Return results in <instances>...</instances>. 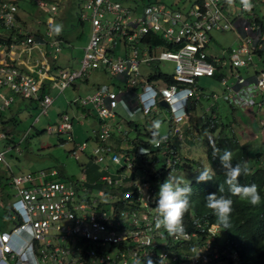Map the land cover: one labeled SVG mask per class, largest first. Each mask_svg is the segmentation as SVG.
<instances>
[{
  "label": "built area",
  "instance_id": "1",
  "mask_svg": "<svg viewBox=\"0 0 264 264\" xmlns=\"http://www.w3.org/2000/svg\"><path fill=\"white\" fill-rule=\"evenodd\" d=\"M140 3L143 8L136 13L137 7L119 0H84L87 12L81 10L80 15L90 22L91 32L80 65L58 67L48 75L52 67L45 60L35 62L29 71L23 68L34 50L49 44L58 51L60 43L27 29L17 17L18 4L0 0V23L12 29L7 42L0 36V87L13 93L5 95L0 90V113L13 103L15 95L38 99L41 113H47L53 98L49 93L40 94L46 77L54 80L60 92L99 67L117 79L115 84H99L93 92L73 99L82 107L92 106L100 119L93 148L97 156L90 160L100 172L99 179L88 180L85 168L80 179H63L55 169L13 175L10 184L15 193L9 202L13 227L0 230V264H242L236 250L223 246L227 241L219 242L218 224L207 215L183 217L185 231L181 235L156 228V186L143 162L154 147L165 145L168 149L170 134L153 139V146L138 143L120 152L107 142L111 135L107 120L118 117L121 108L128 116L161 109L159 101L164 99L170 121L178 122L188 117L189 111L181 104H175L174 110L172 104L181 96L189 104L201 98L198 79L208 76L224 84L222 98L230 106L262 111L257 122L264 130V66L257 69L253 60H261L264 54V16L246 9L241 0L240 10L232 18L227 0H194L184 10L164 3ZM36 4L47 12L46 30L50 33L57 6L47 0H36ZM228 28L236 31L239 43L223 56L209 54L210 32ZM152 35L165 43L148 42ZM118 38L131 43L128 55L113 53ZM161 60L174 62L172 82L150 78L155 72L144 76L139 70L140 63L154 66ZM251 65L254 72L247 76L237 70L246 66L249 71ZM154 69L160 68L155 65ZM224 69L234 76L233 82L228 83ZM207 96L211 108L219 95L210 92ZM133 97L135 102L130 104ZM72 123L73 116L63 112L46 131L66 134L74 141ZM172 130L178 140L183 139L180 125ZM5 137L6 132L0 130V138ZM86 144H76V157ZM262 153L264 156V149ZM4 161L1 151L0 162ZM111 163L116 168L107 172Z\"/></svg>",
  "mask_w": 264,
  "mask_h": 264
},
{
  "label": "rangeland",
  "instance_id": "2",
  "mask_svg": "<svg viewBox=\"0 0 264 264\" xmlns=\"http://www.w3.org/2000/svg\"><path fill=\"white\" fill-rule=\"evenodd\" d=\"M19 6V14L23 21H25L26 28L30 30L38 29L41 33H47L46 15L39 14V18L35 16V12L38 8L36 0H13ZM57 6V11L53 15L52 31L50 35L53 39H58L60 43V50L57 52V58L55 64L58 67H79V61L83 56L85 44L88 41L91 24L88 20L82 19L80 11L87 12V9L83 7L84 0H47ZM124 4L131 2L133 7H137L136 13L142 10L143 6L140 0H119ZM163 2L167 6L172 8H180L181 10L188 9L192 5L194 0H145V2ZM251 8L249 11H255L258 16H264V0H258L257 2L251 1ZM169 6V7H170ZM229 8L231 9V18L235 15L236 11L240 10V0H236L232 3ZM60 28V33L57 34L56 28ZM0 33L5 35L9 34V30L0 25ZM212 40L206 47V50L211 55L223 56L225 53L228 54L229 49L233 44L239 43L236 31L228 28L227 30H212L210 32ZM61 38V40L59 38ZM119 47V44L118 46ZM116 53H121L116 51ZM51 59V58H50ZM257 62V69L264 66V54L261 60L257 57L253 59ZM174 62L171 60H161L158 63L159 68L164 72L171 73L173 71ZM247 71L246 66H240L237 70L247 76L254 72V67L251 65ZM153 67L147 66L145 63L139 64V70L146 76ZM227 75L228 83L234 81V76L231 72L225 70ZM107 72H103L100 69H91L86 73L85 76L77 78L73 83L68 85L63 92H59V88L49 81L46 84V90L53 97V103L49 107L47 113H41V109L36 106L35 101L33 106L28 103L29 99L15 96V100L10 106L3 112L0 121V130L9 132L13 135L17 148L10 143L11 147L6 149L8 141L6 138H0V151H4L5 162L0 163V179L5 183L7 179L11 177V173L16 175L23 172H40V170L50 171L55 169L56 175L63 179H80L83 168L86 169L85 174L87 178H94L93 181L99 179L97 166L89 160L97 156V152L93 150L96 147L95 143L89 139L88 136L92 134V128L96 130L99 125L89 124L87 118H83L79 112H74L73 108L67 105V100L73 99L76 95L86 94L93 92L94 86L99 82L110 83L113 81ZM201 86H203L205 94L215 92L219 95L218 99L214 101L213 109L217 118V128L215 131H207L203 127L205 116L210 114V111L206 107L211 104L212 100L206 96L196 103L192 113L188 114V118L192 117L189 123L187 119L175 122L177 125L182 126L184 123L191 125V136L187 139L177 141L175 144L178 147V152H172L165 149H156L151 154H148L143 162L146 169L151 170L152 173L159 169L166 167L168 173L166 176H157L154 179L156 186V196L159 191V184L162 183L168 175L180 178L184 184L196 180L198 172H201L208 165L206 143L208 141H214L219 135H229L234 130L237 136L244 141L246 135L245 128H241L242 125L247 123V129L255 132V135L260 138L261 145L259 148L261 152L264 149V130L258 127V120L262 115V111H256L255 108L247 107L245 109L230 106L223 98L222 93L225 90L224 84L220 80L214 77H202L200 79ZM0 90L6 95L9 94V90L6 86L0 87ZM9 92V93H8ZM23 101L27 102V106L24 107ZM74 107V106H73ZM67 112L73 116V123L71 132L74 137V141L69 140L66 134L61 133H48L46 127L49 124H56L59 120L61 113ZM14 116L16 123L10 120ZM38 116V119L35 118ZM151 119L145 127L151 129L153 123L159 132L168 131V111L167 109H157L152 111ZM110 124V134L117 136H135L134 130H129L125 133L126 129L122 119L120 117H112L107 120ZM120 126H118V124ZM142 121H138L141 132L143 131ZM175 124V125H176ZM243 127V126H242ZM235 128V129H234ZM234 133V132H233ZM121 136V137H122ZM141 143L146 142L150 146H153V139L148 137L147 134H140ZM258 140V139H257ZM82 141H86V148L81 151L78 150V157H76L73 151L76 149V144ZM107 142L112 145H119L121 141H113L108 139ZM116 143V144H115ZM259 143V142H258ZM251 144L255 145L256 142ZM247 145V144H246ZM250 145V144H248ZM247 145V146H248ZM258 149V148H257ZM168 151L167 153H165ZM263 154V153H262ZM187 157V158H185ZM178 165H175L174 159ZM254 163L257 165L263 164L264 156L262 155L259 159L256 156L251 157ZM173 160V161H171ZM183 163H187L183 165ZM111 167L107 172L115 170L114 163L109 164ZM140 175V173H137ZM136 174V179L138 175ZM89 180V178H88ZM103 183V182H102ZM99 186L103 187L100 183ZM6 192L9 193V197L12 199L15 189L10 186L6 187ZM96 192V188L94 189ZM7 194V193H6ZM9 197L6 199L8 200ZM8 201H5V204ZM10 209L7 210L5 207H0V230L10 229L13 227V222L9 217ZM211 221L214 222L212 217ZM219 240L222 242L225 239L223 232L219 235Z\"/></svg>",
  "mask_w": 264,
  "mask_h": 264
},
{
  "label": "trees",
  "instance_id": "3",
  "mask_svg": "<svg viewBox=\"0 0 264 264\" xmlns=\"http://www.w3.org/2000/svg\"><path fill=\"white\" fill-rule=\"evenodd\" d=\"M149 77H162L166 82H172L174 80L172 75L163 72L154 73L149 75ZM43 88L40 90V94L42 93ZM193 109L194 103H190L188 111L191 112ZM10 120L12 121L15 119L12 116ZM0 121L2 120L0 119ZM217 126L216 118H212L210 114L205 116L203 124L205 130L215 131ZM184 132H187V129H185ZM7 140L15 142L11 137H7ZM169 145L172 146L171 142ZM172 149H174V146ZM225 149L232 152L233 164L239 162L242 165H247L248 174L241 175L238 179V183L242 186L251 184H256L258 186L261 196V203L259 205L253 206L247 200H241L238 196H234L229 192L225 172L220 166L218 157L213 155L215 150H219V152L222 153ZM206 152L208 161L206 168L211 171L214 180L201 183H197L196 180H194L186 183L191 186L192 191L189 197L190 207L188 212L184 215V218H189L190 213L212 217L219 227L218 240L221 232L225 234V239L222 242L219 240V242L223 243L227 241V243H223V246L236 250L242 264H264V161L263 164L257 165V163H254L251 159L252 156H256V158L259 159L261 155L263 158L261 149H257L251 154L252 150L248 148L246 142L240 140V138L232 132L229 135H219L214 141H208L206 143ZM173 159L175 165H178L176 159ZM186 164L187 163H183V165ZM167 173L168 170L166 167L159 169L155 174L149 172L151 179H155L157 176H166ZM98 174H100L99 171ZM88 178L89 180L94 179H90V177ZM220 185L224 186L223 193L218 191ZM6 187V183L0 179V197L2 199L4 198L2 192ZM210 192H216L217 195L228 196L234 201L229 228H224V226L218 222L215 213L206 207V197Z\"/></svg>",
  "mask_w": 264,
  "mask_h": 264
},
{
  "label": "crops",
  "instance_id": "4",
  "mask_svg": "<svg viewBox=\"0 0 264 264\" xmlns=\"http://www.w3.org/2000/svg\"><path fill=\"white\" fill-rule=\"evenodd\" d=\"M130 1V0H129ZM148 2H151V1H148ZM153 3H163V2H153ZM124 4V3H123ZM165 4V3H164ZM124 5H126V6H128V7H130V8H132V3L131 2H127V4H124ZM166 5V4H165ZM167 6V5H166ZM170 6V5H169ZM168 6V7H169ZM171 7V6H170ZM172 8V7H171ZM18 10H19V7H18ZM45 14L46 15V18H45V20H47L48 19V16H47V12L44 10V9H41V8H37V10H36V12H35V16H37L38 18H39V14ZM17 17H18V19L19 20H21V23L22 22H25V21H23V19L21 18V16H20V14H19V11H17ZM263 17V16H262ZM0 25L1 26H3L1 23H0ZM4 27V26H3ZM7 29V28H6ZM9 30V34H5V35H3V34H1L0 33V36L2 37V41L3 42H7L8 41V39H9V36L11 35V32H12V29H8ZM37 33H39V34H42V35H44L45 37H51V35H50V33L49 32H47L46 34H43V33H41L38 29H36L35 30ZM52 31V30H51ZM90 36V35H89ZM52 38V37H51ZM59 38V37H58ZM60 40H61V38H59ZM89 39V38H88ZM58 40V39H57ZM118 41L116 42V45H115V47H114V49L112 50L113 51V53H115L116 55H121V56H126V55H128L129 54V52H130V48H129V46H131V43L130 42H126L124 39H117ZM211 40H212V37H211ZM147 41L148 42H150V43H165V41H163L161 38H159V37H156L155 35H152V36H149L148 37V39H147ZM88 42V41H87ZM211 42V41H210ZM209 42V43H210ZM87 44V43H86ZM85 44V45H86ZM118 44H119V47H117L118 46ZM168 47H170L169 45H167ZM61 48V47H60ZM40 51L39 50H34L33 52H32V55H31V58L28 60V62L26 63L27 65L23 68V70H26V71H29L30 69H29V67H31L32 65H35L36 63L35 62H37V61H39V60H45L46 62H48L49 64H50V66L52 67V69H51V71L49 72V74L48 75H51V73H54V70H56L57 68H58V66H56V64H55V59L57 58V52L60 50H58V51H55L54 50V47H52V46H50L49 44H44V45H42L41 47H40ZM116 51H119V52H122V54L121 53H116ZM51 58V59H50ZM44 62V61H43ZM158 63L159 62H157V63H155V65L156 66H158ZM79 65H80V61H79ZM155 65L154 66H151V67H153V69L148 73V74H152V73H158V72H163V73H167V74H172V72L171 73H169V72H164V71H162L161 69H154L155 68ZM148 66V65H147ZM159 67V66H158ZM66 68H68V67H66ZM71 68H74V67H71ZM78 68V67H77ZM97 69H100V70H102L103 72H106L103 68H101V67H99V68H97ZM148 74L146 75V76H148ZM112 77V76H111ZM202 77H205V76H202ZM202 77H199V79H198V87H200V89L202 90V95L203 96H206L207 98H208V96L205 94V92H204V89H203V86H201V83H200V79L202 78ZM207 78H208V76H206ZM81 78V77H80ZM214 78H216V77H214ZM113 81L111 82V84H115L116 83V81H117V79H115L114 77H113ZM216 79H218V78H216ZM49 81H51V82H53V84L55 85V83H54V80H52V79H50V78H48V77H46L44 80H43V83H42V87L40 88V90H42V88H43V91H42V93H49V92H47V90H46V84L49 82ZM102 83H104V82H99V83H96L95 84V86H94V90H95V88L99 85V84H102ZM106 83V82H105ZM108 84H110V83H108ZM135 88V91H137L138 90V87H134ZM9 90V94H13L12 93V91L10 90V89H8ZM93 90V91H94ZM60 92V91H59ZM91 93V92H90ZM9 94H6V95H9ZM78 95H80V94H78ZM83 95V94H82ZM16 96V95H15ZM77 96V95H76ZM75 96V97H76ZM202 96V97H203ZM52 97V96H51ZM201 97V98H202ZM21 98H23V97H21ZM53 98V97H52ZM201 98H199L198 100H193L192 101V103H194V108H195V105H196V103H198L199 102V100L201 99ZM74 99V98H73ZM73 99H70V100H67V105H69L71 108H73V110H74V112H76V111H78L79 113L78 114H81V116L83 117V118H87V119H89L88 121V123L89 124H96V125H99V121H100V119H99V117L97 116V114H96V112H95V110H94V108L92 107V106H88L87 108H85V107H82V106H80L78 103H76V102H74L73 101ZM14 100H15V98H14ZM35 101V104H36V106H38V108H40V105H39V102H38V99H29V101H28V103L30 104V105H32L33 106V102ZM133 102H135V97H133L130 101H129V103L130 104H133ZM53 103V102H52ZM23 104H24V107H26L27 106V102H25V101H23ZM215 104V103H214ZM213 104V105H214ZM213 105L211 106V108L209 107L210 106V104L206 107V109L207 110H209L210 111V115H211V117L212 118H217V116H216V114L214 113V109H213ZM51 106V105H50ZM49 106V107H50ZM74 106V107H73ZM162 106V108L161 109H164V107L165 106H163V105H161ZM9 107V106H8ZM7 107V108H8ZM6 108V109H7ZM5 109V110H6ZM49 110V109H48ZM121 110V113H120V115L118 116V117H120V119H122V122L124 123V126H126L125 128L126 129H124L125 130V133L126 132H128L129 130H134L135 132H136V135L135 136H132V137H129L128 136V134H125V135H127V136H117V137H115V135L112 133L111 135H110V139H112L114 142L115 141H121V143L119 144V145H112V146H114V148L116 149V151H120V152H123L124 150H126V149H129V148H133L136 144H138L139 142L141 143L142 141H141V138H140V134H147L148 135V137H151L152 139H155V138H157L159 135H162V134H166V133H169L170 134V142H171V144H172V146H170L169 145V147H168V151H169V149L170 150H174V152H175V154L178 152V147L176 146V142L177 141H179L178 140V137H177V135L173 132V130H172V126H174L176 123H174L173 121L171 122L170 121V119H169V122H168V126H169V128H168V131L167 132H159L158 131V129L155 127V125L152 123L151 124V129H147L146 127H145V124H147L149 121H152L151 119H153L152 117H151V114H152V111H149V112H142V111H137L134 115H132V116H128L125 112H126V110L125 109H123V108H121L120 109ZM168 111V110H167ZM48 112V111H47ZM123 112V113H122ZM190 113V112H189ZM188 113V114H189ZM191 113H192V110H191ZM190 113V114H191ZM2 114H3V112L2 113H0V119H1V117H2ZM14 117V116H13ZM168 117L170 118V114H169V112H168ZM189 117V116H188ZM188 117H186V119L188 118ZM37 119H38V116L36 117ZM35 118V120H37ZM14 119H15V117H14ZM185 119V118H184ZM191 119H192V117L190 116V118L189 119H187V122L189 123V121H191ZM16 120V119H15ZM15 120H12V122H13V124H15L16 123V121ZM183 120V119H182ZM138 121H142L143 123H142V126H143V131L141 132V130H140V127H139V124H138ZM187 122L186 123H184L182 126H180L181 127V130H182V133H183V139H187V137H189V135L191 136V125H189V124H187ZM247 123H248V121L246 122V124H244V125H242L241 123H238V125H241L240 127L241 128H245V130L244 131H246L247 133H246V135L244 136L245 138H244V141L246 142V144L248 145V144H250V145H248V148L250 149V150H252V153L251 154H253V152L255 151V150H257V148H258V150H260V148H259V146L261 145L260 143H263V142H261V140H260V138H258L256 135H255V132H252L251 130H249V129H247ZM118 124V126H120V124L119 123H117ZM258 124V123H257ZM177 125V124H176ZM243 126V127H242ZM259 127V126H258ZM185 129H187V132H184V130ZM235 129V128H234ZM95 128H92V134L90 135V136H88L89 137V139H91L94 143H95V141H96V133H95ZM6 132V139H7V137H11V138H13V140L15 141V138L13 137V135H10L9 134V132L7 133V131H5ZM235 134H236V132H235V130L233 131ZM237 135V134H236ZM238 137V136H237ZM258 139V140H257ZM182 140V139H181ZM241 140V139H240ZM8 141V140H7ZM169 142V143H170ZM254 143V142H256V144L255 145H253V144H251V143ZM259 142V143H258ZM10 143H13V146H15V144H16V142H10V141H8V145H10ZM116 144V143H115ZM143 144H147V143H143ZM174 146V149H172V147ZM8 147V146H7ZM165 148H167L165 145L164 146H161L159 149H165ZM6 149H9V148H6ZM1 152V151H0ZM4 152V151H3ZM4 160H5V157H4ZM5 162V161H4ZM89 162H91L90 160H89ZM0 163H3V162H0ZM94 164V163H93ZM95 165V164H94ZM19 174H21V173H19ZM14 174H12L11 173V177L9 178V180L7 179V182H6V186L8 187V186H10L11 187V184H10V180H11V178H12V176H13ZM16 175H18V174H16ZM3 181V180H2ZM4 182V181H3ZM12 188V187H11ZM6 189V188H5ZM4 189V191L2 192L3 193V195H4V198L2 199L1 197H0V199L4 202V205L3 206H0V207H5L6 205H7V210H8V208H9V202L11 201V198L9 197V193L8 192H6V190ZM1 193V192H0ZM7 193V194H6ZM15 193V192H14ZM7 197H9V199L7 200L6 198ZM13 197V196H12ZM5 201H8L6 204H5ZM10 214V213H9Z\"/></svg>",
  "mask_w": 264,
  "mask_h": 264
},
{
  "label": "clouds",
  "instance_id": "5",
  "mask_svg": "<svg viewBox=\"0 0 264 264\" xmlns=\"http://www.w3.org/2000/svg\"><path fill=\"white\" fill-rule=\"evenodd\" d=\"M227 3L231 5L233 0H227ZM241 3L246 9H250L252 6L251 0H241ZM56 32L57 34L60 33L59 27L56 28ZM185 99V96L177 98L171 108L176 110L173 106H175V104H181V106L188 109L189 102H185ZM142 151L146 152L143 149ZM213 155L218 157L220 166L225 172L229 192L234 196H238L241 200H247L253 206L259 205L261 203V196L258 186L256 184L242 186L238 183V179L241 175L248 174L247 165H242L239 162L233 164L232 152L227 149L222 153H220L219 150H215ZM213 180L214 177L207 168L198 172L196 176L197 183ZM191 191L190 185L184 184L180 178L170 175L159 184V191L155 200L157 211L155 226L157 229L163 228L171 235H181L184 233L183 217L190 207L189 197ZM218 191L223 193L224 186L220 185ZM233 203L234 201L228 196L217 195L216 192H210L206 197V207L215 213L218 222H220L224 228H229L230 216L233 212ZM149 264H151V261H149Z\"/></svg>",
  "mask_w": 264,
  "mask_h": 264
},
{
  "label": "water",
  "instance_id": "6",
  "mask_svg": "<svg viewBox=\"0 0 264 264\" xmlns=\"http://www.w3.org/2000/svg\"><path fill=\"white\" fill-rule=\"evenodd\" d=\"M159 103L165 107L168 106V103L164 99H161Z\"/></svg>",
  "mask_w": 264,
  "mask_h": 264
}]
</instances>
